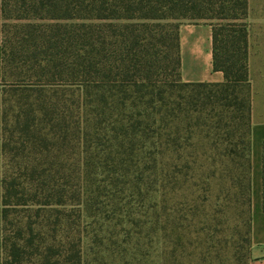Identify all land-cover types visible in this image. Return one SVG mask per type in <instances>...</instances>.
Instances as JSON below:
<instances>
[{
  "label": "trees",
  "instance_id": "1",
  "mask_svg": "<svg viewBox=\"0 0 264 264\" xmlns=\"http://www.w3.org/2000/svg\"><path fill=\"white\" fill-rule=\"evenodd\" d=\"M248 13L249 0H0V264H116L147 239L160 264H186L201 192L185 156L222 137L252 172ZM183 19L210 20L225 81L182 79Z\"/></svg>",
  "mask_w": 264,
  "mask_h": 264
},
{
  "label": "rangeland",
  "instance_id": "2",
  "mask_svg": "<svg viewBox=\"0 0 264 264\" xmlns=\"http://www.w3.org/2000/svg\"><path fill=\"white\" fill-rule=\"evenodd\" d=\"M202 21L210 20L183 19L181 23ZM245 21L249 29L252 100L256 99L259 110L264 112V0H249ZM4 87L0 84V107L6 95ZM221 130L224 136L226 127ZM183 161H191L201 192L199 213L188 214L185 221L186 256L189 255L186 264H250L251 202L247 201L246 188L251 184V171L244 145L232 144L222 137L216 144L205 140L194 156H185ZM187 186H182L181 196ZM146 241L143 249H134L127 255L128 264H160L157 240ZM125 260L117 259L116 264H127Z\"/></svg>",
  "mask_w": 264,
  "mask_h": 264
},
{
  "label": "crops",
  "instance_id": "3",
  "mask_svg": "<svg viewBox=\"0 0 264 264\" xmlns=\"http://www.w3.org/2000/svg\"><path fill=\"white\" fill-rule=\"evenodd\" d=\"M182 56V79L186 82H223L225 74L214 68L213 26L208 21L182 23L179 28ZM0 45V82L2 81ZM264 112L256 99L251 111V262L264 264Z\"/></svg>",
  "mask_w": 264,
  "mask_h": 264
}]
</instances>
